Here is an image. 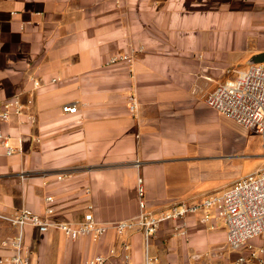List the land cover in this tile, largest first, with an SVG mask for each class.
Listing matches in <instances>:
<instances>
[{
  "label": "crops",
  "instance_id": "obj_1",
  "mask_svg": "<svg viewBox=\"0 0 264 264\" xmlns=\"http://www.w3.org/2000/svg\"><path fill=\"white\" fill-rule=\"evenodd\" d=\"M115 54L133 63L108 65ZM255 58L264 65V0H0V111L17 95L25 104L0 121L22 148L0 153V212L45 217L52 207L56 220L92 213L113 224L139 214L140 178L146 208L159 212L264 171L261 135L206 101ZM68 104L78 112L64 113ZM210 216H190L187 238L165 223L148 246L141 232L71 240L33 226L24 245L37 264H83L113 248L111 264H124L120 254L131 264H235L237 253H215L227 228L216 209ZM17 233L0 219V260L14 254L2 243Z\"/></svg>",
  "mask_w": 264,
  "mask_h": 264
},
{
  "label": "built area",
  "instance_id": "obj_2",
  "mask_svg": "<svg viewBox=\"0 0 264 264\" xmlns=\"http://www.w3.org/2000/svg\"><path fill=\"white\" fill-rule=\"evenodd\" d=\"M130 54H115L110 57L108 65L119 62L133 63ZM56 82V80H53ZM34 89L42 86L41 81L33 80ZM207 104L227 118H230L245 128L255 129L264 138V65L249 64L241 68L236 77L215 88L207 97ZM33 103L32 100L29 101ZM128 108L131 115H135L138 108V99L132 94L128 97ZM64 113L75 114L78 106L64 105ZM25 104L19 95L5 100L1 104L0 121L9 122L14 116L24 115ZM32 121L33 117L30 118ZM21 147L12 144L11 137L0 128V153L12 156ZM61 179V177L59 178ZM138 196L140 212L134 219L120 221L113 224L99 223L92 213H87L83 220L73 224L53 218L54 209L48 207L46 216H41L24 208L15 214L6 215L0 212V219L6 220L14 226L18 233L2 244L11 247L14 254L0 260L1 264H37L31 259L30 252L24 245V229L33 226L40 232L56 229L67 238L77 240L90 237L94 240L102 238L107 232L113 230L118 236L129 231L141 232L149 241L157 234L160 227L173 222V236L187 238V219L195 214L203 213V220L210 221V211L217 210L227 228L226 244L237 253L235 264H264V171L243 176L223 194L203 198L199 202H181L159 212L146 208L145 189L143 180H138ZM48 203L53 202L52 197L46 198ZM259 241V242H258ZM124 252L130 249L122 244ZM118 256L116 249H111L108 255H97L83 264H111V258ZM124 264H131L129 254H123ZM155 258L147 257L146 264H154Z\"/></svg>",
  "mask_w": 264,
  "mask_h": 264
},
{
  "label": "rangeland",
  "instance_id": "obj_3",
  "mask_svg": "<svg viewBox=\"0 0 264 264\" xmlns=\"http://www.w3.org/2000/svg\"><path fill=\"white\" fill-rule=\"evenodd\" d=\"M261 140H262V143H263V146H264V138L261 136ZM263 241H264V235L263 237L261 238ZM259 242V241H258ZM217 249L215 250V253L217 255H223V256H226V257H230L232 256L233 254H236L235 251L231 250L225 243L221 242L218 244V246H216Z\"/></svg>",
  "mask_w": 264,
  "mask_h": 264
},
{
  "label": "water",
  "instance_id": "obj_4",
  "mask_svg": "<svg viewBox=\"0 0 264 264\" xmlns=\"http://www.w3.org/2000/svg\"><path fill=\"white\" fill-rule=\"evenodd\" d=\"M260 62H261L260 58H255V59L252 61V63H254V64H256V63H260Z\"/></svg>",
  "mask_w": 264,
  "mask_h": 264
}]
</instances>
